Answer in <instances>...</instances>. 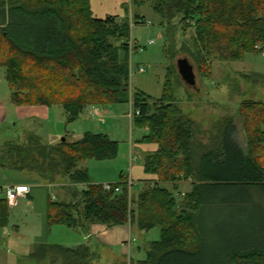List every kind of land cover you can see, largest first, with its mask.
Here are the masks:
<instances>
[{"label": "trees", "instance_id": "1", "mask_svg": "<svg viewBox=\"0 0 264 264\" xmlns=\"http://www.w3.org/2000/svg\"><path fill=\"white\" fill-rule=\"evenodd\" d=\"M131 1L149 2L166 26L177 20L181 29H194L192 46L184 42L182 50L203 77H210L213 60L241 61L248 53L264 52V0ZM132 18L137 24L145 22L139 14ZM132 18H97L91 0H0V71L13 105H59L69 123L90 106L131 103L134 123L148 130L142 142L158 145L144 157V171L155 179L135 198L123 173L111 190L92 182L89 169L79 164L114 159L119 153L117 140L93 131L56 144L29 133L23 143L4 144L0 166L30 173L47 184L66 178L65 193L49 203L50 226L82 232L94 223L137 224L143 231L160 227L161 238L149 243L147 258L138 264H264V238L248 244L245 236H227L224 243L212 244L209 241L218 238L212 234L209 240L203 219L218 202H258L264 215V152H255L259 147L264 151V101L239 104L247 149L238 141L231 117L204 141L201 126L183 113L174 92L176 53L167 51L171 62L161 98L132 92ZM190 179L191 189L181 191V181ZM118 186L122 191H116ZM10 221L11 206L0 199V227ZM31 257L94 264L88 244L37 243Z\"/></svg>", "mask_w": 264, "mask_h": 264}, {"label": "rangeland", "instance_id": "2", "mask_svg": "<svg viewBox=\"0 0 264 264\" xmlns=\"http://www.w3.org/2000/svg\"><path fill=\"white\" fill-rule=\"evenodd\" d=\"M91 6L94 16L97 18H106L110 15L119 17L129 15L132 18L135 14L142 15L145 18L146 23L140 24H137L136 19L132 18L131 37L142 47H145L143 51H134L131 55V90L133 93L140 90L153 98L163 96L167 68L171 62L167 51L176 53L172 63L176 64L180 58L185 57L190 58L194 63L191 56L182 50L184 42L192 46L194 29H181V25L177 20L174 24L164 25L161 16L153 10L149 2L135 5L131 0H91ZM150 40H154V43L149 44ZM263 53H248L241 61L213 60L210 77H203L194 63L197 81L195 85L191 86L181 79L177 71L174 78L176 98L183 113L201 126L200 137L204 141H208L211 134L217 132L222 121L231 117L237 127L238 141L245 149L248 148V135L245 130L244 119L239 115V104L244 100L264 101ZM140 66H144L146 71L139 72ZM96 109H102L100 113L103 114L104 112L103 115L106 114L104 109L109 112L105 116V122L100 120V118H104L103 115H100V117L91 115V110ZM134 113L135 109L132 104L127 102L90 106L84 111L81 118L76 120L75 124H73L74 122H66L69 123L70 127L75 125L76 135L64 136L70 141L79 140L84 130L88 128L93 132L106 133L112 139L117 140L119 142V153L116 158L102 161L88 159L81 162L79 166L89 168L91 180L98 183H104V180L118 182L120 181L121 172L129 178H134L135 182L131 186V195L135 198L148 185L144 181L148 178V174L144 171L146 148L151 149L157 145H140L144 143L142 140L148 134V130L134 123ZM86 120L93 121L94 124ZM64 126L65 124L62 125V128ZM28 128L32 129L33 127ZM23 129L24 123L19 124L15 130L3 125L0 127V143L4 140L18 139ZM61 139L63 140L62 137ZM136 140H139L140 143H136ZM255 152L262 153L264 151L262 147H259ZM62 181L57 185H59V188L61 187L59 190L63 194L65 193L63 183H66V178H63ZM165 185L172 189L171 184ZM179 189L187 192L191 189V185L186 181H181ZM208 211L210 216L208 217L205 214L203 219L205 220V229L210 236L209 240H212V234L218 238L216 241L215 239L209 241L212 244L217 243L220 245V243H224L226 241L224 238L227 236L232 237L233 240L238 239L239 236H245L244 241L248 244L255 238H264V215L260 213V203L258 202L246 201L226 206L218 202ZM48 233H50L49 242L74 247L77 240L81 238L82 232L58 224L53 225L52 235L51 232ZM133 237L134 240L130 247L131 252L125 263L119 262L111 255L107 256L106 261L112 262V264H133L131 263L133 259L135 261L137 258L146 259L147 245L161 238V228L155 227L149 231H143L136 227ZM5 248V252L9 250L8 252L12 253L11 255L15 254V251L11 250L10 252V248L6 245ZM138 248L142 249V252ZM21 264L61 263L39 262L30 258L28 260L23 259Z\"/></svg>", "mask_w": 264, "mask_h": 264}, {"label": "crops", "instance_id": "3", "mask_svg": "<svg viewBox=\"0 0 264 264\" xmlns=\"http://www.w3.org/2000/svg\"><path fill=\"white\" fill-rule=\"evenodd\" d=\"M100 111L102 112V109ZM104 111L106 114L109 113L105 109ZM103 114L101 113V115ZM106 114L103 115L104 122L106 121ZM86 121L93 123L90 120ZM66 122L67 115L59 105L51 107L47 105H13L11 103V90L5 73L0 71V127L5 125L15 130L19 124L24 123V129L18 139L2 141L0 143V151L8 141L25 142L29 133H36L42 137L45 143L49 144L58 143L62 140L61 137L66 138L64 135L68 137L76 135L75 125L70 127L69 123ZM64 124L65 126L62 128ZM28 127L33 128L29 129ZM86 131L92 130L87 128L84 133ZM136 143H140V141L136 140ZM153 144L155 143H141L140 145L150 146ZM157 148L158 145L151 149L146 148V153L153 152ZM129 179L135 182L134 178L131 177ZM154 179V176L148 174V178L143 180L147 183L149 180ZM109 181L104 180V183H115ZM92 182L98 183L95 180H92ZM7 184L29 185L31 187L28 197L20 198L18 204L11 207L9 226L0 227V264H21L23 259L32 258L31 254L35 244H57L49 242L50 233L48 232H51L52 235L53 226H50L48 221V206L52 199H59L60 194H62L59 190L61 187L59 188L57 184H47L30 173L9 170L0 166V186ZM66 184L63 183V185ZM136 227H138L137 224L109 227L102 223H94L89 227L88 232L81 231V238L77 240L76 245H90L94 254V264H112V262L106 261L108 255L116 258L119 262L125 263L131 252L130 247L134 240L133 236ZM5 245L10 248V252L14 250L15 254L11 255L12 253H9V250L5 252ZM138 250L142 252V249L138 248ZM142 260V258H137L136 261L133 259L131 263L138 264Z\"/></svg>", "mask_w": 264, "mask_h": 264}, {"label": "built area", "instance_id": "4", "mask_svg": "<svg viewBox=\"0 0 264 264\" xmlns=\"http://www.w3.org/2000/svg\"><path fill=\"white\" fill-rule=\"evenodd\" d=\"M153 43L154 40L149 41V44H153ZM131 46H132V53L134 51H143L145 48L142 47L139 43H137L133 39L131 40ZM138 70L139 72L143 73L146 71V68L144 66H140ZM91 115L100 117L101 115L100 110L99 109L91 110ZM100 120L104 121V118H100ZM186 182L191 183V179L187 180ZM129 184L130 186H132L134 184V181L129 179ZM112 187H113L112 183H104V188L106 190H111ZM30 191H31V187L29 185H17V184L3 185L0 186V199H6L10 206H15L18 204L20 198H27L28 195L30 194ZM116 191L118 192L122 191V187L121 186L116 187Z\"/></svg>", "mask_w": 264, "mask_h": 264}, {"label": "water", "instance_id": "5", "mask_svg": "<svg viewBox=\"0 0 264 264\" xmlns=\"http://www.w3.org/2000/svg\"><path fill=\"white\" fill-rule=\"evenodd\" d=\"M177 67L179 74L181 75L183 81L188 85H195L197 81L196 73H195V65L190 60V58H180L177 61ZM65 138H63V141Z\"/></svg>", "mask_w": 264, "mask_h": 264}, {"label": "bare ground", "instance_id": "6", "mask_svg": "<svg viewBox=\"0 0 264 264\" xmlns=\"http://www.w3.org/2000/svg\"><path fill=\"white\" fill-rule=\"evenodd\" d=\"M146 23V22H145Z\"/></svg>", "mask_w": 264, "mask_h": 264}]
</instances>
